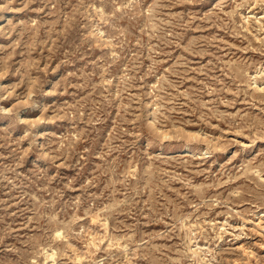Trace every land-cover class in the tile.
Wrapping results in <instances>:
<instances>
[{"label":"rangeland","instance_id":"rangeland-1","mask_svg":"<svg viewBox=\"0 0 264 264\" xmlns=\"http://www.w3.org/2000/svg\"><path fill=\"white\" fill-rule=\"evenodd\" d=\"M264 264V0H0V264Z\"/></svg>","mask_w":264,"mask_h":264},{"label":"bare ground","instance_id":"bare-ground-1","mask_svg":"<svg viewBox=\"0 0 264 264\" xmlns=\"http://www.w3.org/2000/svg\"><path fill=\"white\" fill-rule=\"evenodd\" d=\"M47 264H49V263H47Z\"/></svg>","mask_w":264,"mask_h":264}]
</instances>
